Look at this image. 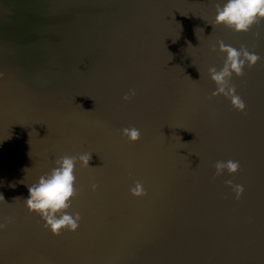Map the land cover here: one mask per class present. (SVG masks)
<instances>
[{
	"label": "water",
	"instance_id": "obj_1",
	"mask_svg": "<svg viewBox=\"0 0 264 264\" xmlns=\"http://www.w3.org/2000/svg\"><path fill=\"white\" fill-rule=\"evenodd\" d=\"M220 2L0 0V264H264V19L216 25ZM218 42L259 57L229 80L242 111L212 95ZM83 153L54 235L28 186Z\"/></svg>",
	"mask_w": 264,
	"mask_h": 264
},
{
	"label": "clouds",
	"instance_id": "obj_2",
	"mask_svg": "<svg viewBox=\"0 0 264 264\" xmlns=\"http://www.w3.org/2000/svg\"><path fill=\"white\" fill-rule=\"evenodd\" d=\"M261 19H264V0H221L216 8L213 23L228 27L235 32H245L253 23ZM218 48L224 53V61L219 70L214 67L208 69L209 77L216 85L212 95L222 94L229 97L231 104L238 111H242L245 107L244 103L234 94V88L230 86L229 80L232 74L241 75L245 62L251 67L259 57L243 47L236 49L223 42H218ZM128 98V94L123 97L125 100ZM121 134L127 136L130 141L139 138V130L136 128L121 129ZM90 158L88 153L80 154L78 157H59L54 161L49 172L41 175L35 183L28 186V195L24 199L26 207L29 211L37 213L44 221L45 227L54 235L59 234L63 229L75 231L78 227L79 213H69L66 210L75 191L73 174L75 163L78 159L82 166L88 167ZM214 167L217 175L225 169L229 173H235L239 163L233 160L217 161ZM226 183L231 185V181ZM232 187L238 198L243 186L237 184ZM96 188V184L91 185V190L95 191ZM130 191L133 195L143 194L139 183Z\"/></svg>",
	"mask_w": 264,
	"mask_h": 264
}]
</instances>
